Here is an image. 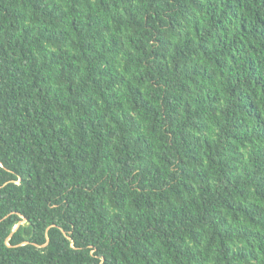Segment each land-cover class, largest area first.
Listing matches in <instances>:
<instances>
[{
  "label": "trees",
  "instance_id": "16d2710c",
  "mask_svg": "<svg viewBox=\"0 0 264 264\" xmlns=\"http://www.w3.org/2000/svg\"><path fill=\"white\" fill-rule=\"evenodd\" d=\"M0 264H264V0H0Z\"/></svg>",
  "mask_w": 264,
  "mask_h": 264
},
{
  "label": "rangeland",
  "instance_id": "374dc122",
  "mask_svg": "<svg viewBox=\"0 0 264 264\" xmlns=\"http://www.w3.org/2000/svg\"><path fill=\"white\" fill-rule=\"evenodd\" d=\"M24 223V222H23Z\"/></svg>",
  "mask_w": 264,
  "mask_h": 264
}]
</instances>
